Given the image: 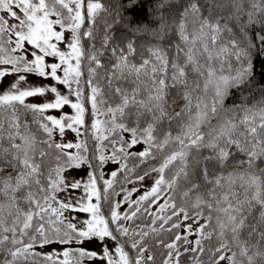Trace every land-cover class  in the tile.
<instances>
[{
  "label": "snow or ice",
  "instance_id": "6c2138e0",
  "mask_svg": "<svg viewBox=\"0 0 264 264\" xmlns=\"http://www.w3.org/2000/svg\"><path fill=\"white\" fill-rule=\"evenodd\" d=\"M96 260L264 264V0H0V264Z\"/></svg>",
  "mask_w": 264,
  "mask_h": 264
},
{
  "label": "rangeland",
  "instance_id": "374dc122",
  "mask_svg": "<svg viewBox=\"0 0 264 264\" xmlns=\"http://www.w3.org/2000/svg\"><path fill=\"white\" fill-rule=\"evenodd\" d=\"M49 83H50V81H49ZM65 111H70V109L65 108ZM53 114H57L58 115V113H53ZM68 139H72V134L71 133L68 134ZM114 167H115V165L109 164V165L106 166V170H110V169H112ZM86 171H87V169H83V170H80V171H73L71 175H72V177H75V178L79 179L80 177H82V176H84L86 174ZM151 182L152 181L150 179H146L144 183L146 185H150ZM128 187H132V185H128ZM141 191H143V188L141 189ZM61 195L63 196L64 194H61ZM136 195H139V193H135L133 198H135ZM70 215H78L79 217L83 218L85 214L79 213V214H70ZM108 243H109V246H111V242H108ZM52 247H59V245H52L49 248H45L44 251H50ZM82 247L88 248L90 250L98 251V252L101 250L99 243L96 242V241L86 242L84 245H82ZM92 264H103V262L99 261V260H96V261H93Z\"/></svg>",
  "mask_w": 264,
  "mask_h": 264
},
{
  "label": "trees",
  "instance_id": "16d2710c",
  "mask_svg": "<svg viewBox=\"0 0 264 264\" xmlns=\"http://www.w3.org/2000/svg\"><path fill=\"white\" fill-rule=\"evenodd\" d=\"M142 2L144 3L145 6H147V5L150 4L151 0H142ZM135 20L147 21V22H149V23L151 22V18H150V16L148 15V13H144L143 15H138V16H136V17L134 18V22H135ZM142 39L147 40V39H150V37H142ZM257 71H258V75L256 76V84L259 85V84H260V81H261V78H262V77L259 75V72L261 71V69L259 68V66H258Z\"/></svg>",
  "mask_w": 264,
  "mask_h": 264
}]
</instances>
